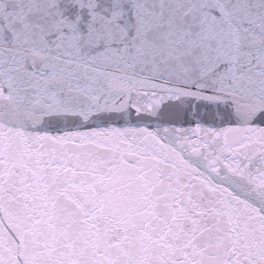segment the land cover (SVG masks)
Masks as SVG:
<instances>
[{
    "label": "snow or ice",
    "instance_id": "obj_1",
    "mask_svg": "<svg viewBox=\"0 0 264 264\" xmlns=\"http://www.w3.org/2000/svg\"><path fill=\"white\" fill-rule=\"evenodd\" d=\"M0 264H264V0H0Z\"/></svg>",
    "mask_w": 264,
    "mask_h": 264
}]
</instances>
